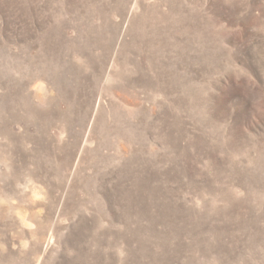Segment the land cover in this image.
<instances>
[{"label": "rangeland", "instance_id": "rangeland-1", "mask_svg": "<svg viewBox=\"0 0 264 264\" xmlns=\"http://www.w3.org/2000/svg\"><path fill=\"white\" fill-rule=\"evenodd\" d=\"M0 264H264V0H0Z\"/></svg>", "mask_w": 264, "mask_h": 264}]
</instances>
